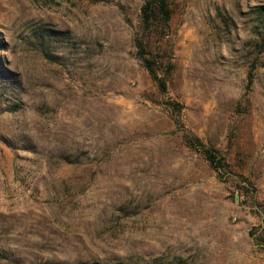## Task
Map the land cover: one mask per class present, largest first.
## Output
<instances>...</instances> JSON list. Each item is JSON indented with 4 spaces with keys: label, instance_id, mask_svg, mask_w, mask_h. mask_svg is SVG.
I'll return each mask as SVG.
<instances>
[{
    "label": "rangeland",
    "instance_id": "obj_1",
    "mask_svg": "<svg viewBox=\"0 0 264 264\" xmlns=\"http://www.w3.org/2000/svg\"><path fill=\"white\" fill-rule=\"evenodd\" d=\"M142 3L0 0V264H264V0H167L165 90Z\"/></svg>",
    "mask_w": 264,
    "mask_h": 264
},
{
    "label": "trees",
    "instance_id": "obj_2",
    "mask_svg": "<svg viewBox=\"0 0 264 264\" xmlns=\"http://www.w3.org/2000/svg\"><path fill=\"white\" fill-rule=\"evenodd\" d=\"M262 10L264 12V7ZM170 17L171 9L167 0H143L139 19L141 34L134 40L139 59L160 90H165L166 82L156 69L157 59L152 55L150 37L153 29L159 26L160 28L167 27ZM183 141L188 147L200 152L218 175H222L223 178L231 175L232 171L229 169L225 157L220 155L217 149L205 144L198 136L187 132L183 133Z\"/></svg>",
    "mask_w": 264,
    "mask_h": 264
}]
</instances>
